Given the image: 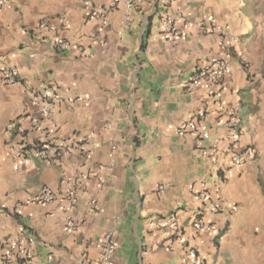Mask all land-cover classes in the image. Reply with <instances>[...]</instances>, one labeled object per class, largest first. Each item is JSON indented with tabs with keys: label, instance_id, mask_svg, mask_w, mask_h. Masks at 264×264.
Returning a JSON list of instances; mask_svg holds the SVG:
<instances>
[{
	"label": "crops",
	"instance_id": "0c3cea01",
	"mask_svg": "<svg viewBox=\"0 0 264 264\" xmlns=\"http://www.w3.org/2000/svg\"><path fill=\"white\" fill-rule=\"evenodd\" d=\"M2 1L0 69L14 67L18 77L0 86V261L7 244L23 237L36 264H95L105 235L116 230L113 264H182L185 254L168 248L170 233L148 228L153 217L177 212L188 244L208 264H264V0H144L141 12L131 10L128 25L123 2L104 21L91 12L112 0ZM167 8L194 15L182 42L160 36ZM206 16L225 26L224 36L238 39L221 99L227 111L240 107L238 150L255 151L243 173L224 182L219 172L230 166L232 151L229 131L218 123L228 116L207 118L210 136L201 146L176 132L208 98L204 88L187 84L189 78L222 54L223 36L205 33ZM44 21L56 29L40 30ZM57 37L69 50L52 46ZM47 88H56L60 99L44 122L45 136L31 130L28 116L34 95ZM21 126L28 145L46 138L71 140L75 148L57 165L34 160L19 167L12 147ZM75 175L87 176V189L72 212L73 232L64 231L70 212L59 199L17 210L43 187L59 192L61 180ZM193 185H220L223 199L237 206L236 212H205L220 229L216 241L201 244L191 226L200 208L189 192Z\"/></svg>",
	"mask_w": 264,
	"mask_h": 264
},
{
	"label": "built area",
	"instance_id": "2783aa9c",
	"mask_svg": "<svg viewBox=\"0 0 264 264\" xmlns=\"http://www.w3.org/2000/svg\"><path fill=\"white\" fill-rule=\"evenodd\" d=\"M88 5L92 4V0H85ZM124 3L127 7V16L124 21L125 25L130 24L131 10L141 12L144 0H112L110 3L99 8L98 12H91L92 19H102L106 21L107 17L113 13L120 3ZM6 7L5 1H0V11ZM59 24L68 25L67 19L60 18ZM194 15L192 12L179 11L173 13L169 8L161 13L160 17V36L170 43H178L184 41L191 30L194 28ZM40 30L48 32L56 29V23L53 21H44L41 23ZM203 28L207 35H221L222 40V54L213 57L205 65L200 67L188 81V85L194 88H204L208 92V98L204 104V108L195 114L190 115L189 119L178 125L176 132L179 137L190 136L194 138L199 146H201L207 139H209V129L205 125L207 118L211 115L228 116L227 122H219L227 127L229 134L228 139L231 142L232 158L230 166L219 173H221L220 180L222 182L229 180L236 174H242L247 165L248 160L255 154L253 148H246L239 151V139L241 135V119L240 107L236 106L229 111L226 110L225 105L221 99V93L224 90L223 81L231 71V51L238 39L231 33L226 36V28L221 25L217 18L213 16H206ZM99 43H102L101 41ZM52 46L57 51L69 50L71 44L63 38L57 37L52 42ZM79 51L84 53L79 47ZM18 70L14 67H7L0 69V86L13 85L17 83ZM65 93L70 94L69 89H65ZM60 99L56 88H47L45 91L34 95L32 100L34 113L28 116L31 125V130L42 132L48 135V130L44 127V122L49 119L52 113L54 103ZM76 101H83L82 98H77ZM53 130H58L54 125ZM18 137L20 142L16 143L13 148L14 159L19 167L27 166L34 160L45 162L49 165H57L61 160L69 155L74 150V144L71 140L55 141V140H40L35 145L31 146L24 140L27 134L26 128L23 126L18 128ZM117 147L114 146L110 154H113ZM83 152L84 145L80 147ZM216 152V149H213ZM90 154L93 152L90 151ZM107 172L112 171V166L106 168ZM106 181L102 180L104 184ZM60 191L54 192L47 187H43L40 191L29 197L23 204H19L17 210L22 206L30 204L47 205L61 200L64 207L70 212L67 217L64 231L71 233L75 230L76 224L72 217V212L78 206L80 197L87 189V176L75 175L66 176L60 182ZM189 192L193 199L200 204L197 214L190 220L191 226L194 229L196 236L201 244L208 241H216L220 237L219 227L207 220L205 212L209 211L214 215H220L228 212H236L237 206L232 202L223 199L220 185L207 187L203 185L197 188L196 185L190 187ZM181 208V203L178 204ZM118 217L114 220L118 221ZM148 228L151 232L165 233L169 232L168 248L172 252H183L185 258L182 264H208V258L201 251L188 244L185 237L186 226L181 221L177 212L153 217ZM118 233L116 230H111L105 235L102 243L98 260L95 264H113V258L118 250ZM0 264H36L34 253L28 246L26 240L20 237L15 243H8L7 249L0 261Z\"/></svg>",
	"mask_w": 264,
	"mask_h": 264
},
{
	"label": "rangeland",
	"instance_id": "374dc122",
	"mask_svg": "<svg viewBox=\"0 0 264 264\" xmlns=\"http://www.w3.org/2000/svg\"><path fill=\"white\" fill-rule=\"evenodd\" d=\"M0 156H1V151H0Z\"/></svg>",
	"mask_w": 264,
	"mask_h": 264
}]
</instances>
